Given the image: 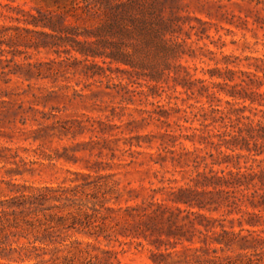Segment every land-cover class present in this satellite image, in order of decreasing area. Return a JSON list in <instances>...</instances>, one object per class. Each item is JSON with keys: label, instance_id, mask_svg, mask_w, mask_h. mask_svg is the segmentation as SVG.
I'll return each instance as SVG.
<instances>
[{"label": "rangeland", "instance_id": "374dc122", "mask_svg": "<svg viewBox=\"0 0 264 264\" xmlns=\"http://www.w3.org/2000/svg\"><path fill=\"white\" fill-rule=\"evenodd\" d=\"M223 229L263 240L186 252ZM156 239L264 264V0H0V264H155Z\"/></svg>", "mask_w": 264, "mask_h": 264}, {"label": "trees", "instance_id": "16d2710c", "mask_svg": "<svg viewBox=\"0 0 264 264\" xmlns=\"http://www.w3.org/2000/svg\"><path fill=\"white\" fill-rule=\"evenodd\" d=\"M125 6H129L133 9H137L135 4H126ZM142 17H133L131 19V23H132V28H128L123 26V19H121L122 24L121 26V35L124 38H128V39H132L133 37L139 36L140 37V41L136 42L135 44V48H139L141 45L143 47H147V39L152 38V34L156 35L158 34V31H152L150 28V23L152 21H158L157 18H155L156 14L155 13H144L141 15ZM160 20V19H159ZM55 25L56 23L48 20V22H46V27L50 28V29H55ZM150 40V39H149ZM117 54H114V56L112 57H121V61H123V59H125V61H127L130 58V54H121V49L120 47L117 48ZM126 65H130L128 62H124ZM48 198L47 195H44L42 197V200H46ZM180 203H184L181 202ZM158 211H161V209H159ZM152 214H154V216L151 215V220H153V222L157 221L159 219V216L157 215V211H154ZM200 219L204 218L203 216L199 217ZM61 221H64V217L60 218ZM143 223V222H142ZM204 226V225H203ZM206 227V226H205ZM192 228H194V226H192ZM181 231V230H180ZM173 232V231H172ZM251 237L248 236H243L242 235V231L239 233H236L234 231L229 232L225 229L222 230L221 233L216 232L214 235V238H210L209 236H207L208 238H206L205 240H203V243L205 244L206 247H186V252L188 253H193L195 256H197L199 258V253L200 252H210L212 250L210 245H220L222 246L220 249L224 250L223 248H232L235 247L237 250L241 251L242 253H240V255L238 257H245L248 258L249 255V251H252L253 249H255L256 244L262 242L263 238L261 236L258 237H254L253 236V232L251 231H247ZM168 236H173L174 234H167ZM177 237V236H175ZM156 244H158L157 246H155L157 248V250L159 251V253H155L154 256L155 258V264H167L168 263V257L171 256V254L165 255V253H162L160 250V245L164 244V242H162V240L160 239H156ZM172 245V243H171ZM168 251V250H167ZM213 252L215 253V255L218 254L219 249L216 247ZM212 262L217 263L218 261H222V258L216 256L213 257V259H211ZM228 264H233L231 263V261L228 262ZM245 264H254V262H252L251 259H247V262H245Z\"/></svg>", "mask_w": 264, "mask_h": 264}]
</instances>
